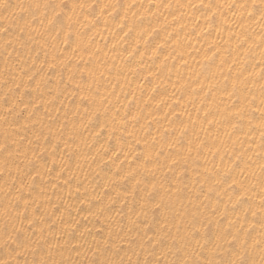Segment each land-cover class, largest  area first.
I'll return each instance as SVG.
<instances>
[{
  "label": "bare ground",
  "instance_id": "1",
  "mask_svg": "<svg viewBox=\"0 0 264 264\" xmlns=\"http://www.w3.org/2000/svg\"><path fill=\"white\" fill-rule=\"evenodd\" d=\"M0 4V264H262L264 0Z\"/></svg>",
  "mask_w": 264,
  "mask_h": 264
},
{
  "label": "snow or ice",
  "instance_id": "2",
  "mask_svg": "<svg viewBox=\"0 0 264 264\" xmlns=\"http://www.w3.org/2000/svg\"><path fill=\"white\" fill-rule=\"evenodd\" d=\"M202 7L204 8H207V9H211L213 6L211 4H208V5H201ZM0 7L4 8L5 10L9 9L10 5L8 4H0ZM16 7H19L21 9L24 8V5L20 4V5H17ZM34 7L36 8H45V9H48V8H52L53 11H55V8L59 7V5H50V4H44V5H39V4H36L34 5ZM74 8L76 7L75 5L73 6ZM80 8H84L85 5L84 4H80L79 5ZM88 7H91L90 5ZM193 8L197 7L196 5H192ZM71 19V17L69 18ZM50 23L52 21H49ZM262 75H264V73H262ZM233 87L235 88V83L233 84ZM231 95V93H230ZM262 138H264V132H262ZM262 148H264V144L261 145ZM233 183H236V181L234 180ZM160 205H157V207H159ZM261 211H264V201H262V204H261ZM206 247V245H201V248H204ZM217 247H219V245H217ZM214 251V250H213ZM41 264H48L47 261H42ZM55 264V262H54ZM59 264H67L66 261H60ZM89 264H95L94 261H90ZM102 264H115V262L113 261H110V260H106V261H103ZM119 264H123V261L121 260L119 262ZM158 264V262H157ZM185 264H218V262L214 261L213 259H204V260H200L199 257H197L196 260H193L191 262H185ZM219 264H228V262H219ZM230 264H245V261L243 259H238V260H233L230 262ZM262 264H264V261H262Z\"/></svg>",
  "mask_w": 264,
  "mask_h": 264
}]
</instances>
